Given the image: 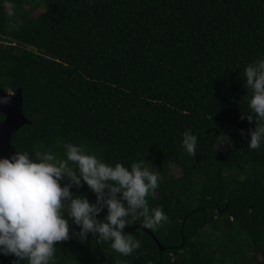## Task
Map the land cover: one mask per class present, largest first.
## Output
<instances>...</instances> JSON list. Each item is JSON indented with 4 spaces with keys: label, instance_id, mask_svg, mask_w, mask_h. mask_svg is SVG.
I'll return each instance as SVG.
<instances>
[{
    "label": "trees",
    "instance_id": "1",
    "mask_svg": "<svg viewBox=\"0 0 264 264\" xmlns=\"http://www.w3.org/2000/svg\"><path fill=\"white\" fill-rule=\"evenodd\" d=\"M0 88L53 217L135 226L44 230L0 179V264H264V0H0Z\"/></svg>",
    "mask_w": 264,
    "mask_h": 264
},
{
    "label": "water",
    "instance_id": "2",
    "mask_svg": "<svg viewBox=\"0 0 264 264\" xmlns=\"http://www.w3.org/2000/svg\"><path fill=\"white\" fill-rule=\"evenodd\" d=\"M22 90L18 88L13 92H6L0 88V113L4 118L0 120V179L13 186L19 196L23 206L34 216L39 218L44 224V230L59 227L70 235H79L83 231L95 232H117L120 230L131 229L123 227H94L85 225H67L55 219L50 211L40 202L44 184L42 181H37L34 184H29L25 180L16 176L13 169L16 168L20 154L11 145V135L23 124L28 123L22 110ZM136 227L146 231L157 243L159 251L164 249V246L158 241L150 229L144 225Z\"/></svg>",
    "mask_w": 264,
    "mask_h": 264
},
{
    "label": "rangeland",
    "instance_id": "3",
    "mask_svg": "<svg viewBox=\"0 0 264 264\" xmlns=\"http://www.w3.org/2000/svg\"><path fill=\"white\" fill-rule=\"evenodd\" d=\"M226 141H227V137L226 136H221L220 139H219V141H218V143H217V145H216V147L217 148H222L225 145ZM172 173L175 174V175H178L180 173V170L177 167L172 166ZM63 175H64V177L66 179H69L67 172L64 173ZM59 204H62V205L65 206L68 203L65 201V202H60Z\"/></svg>",
    "mask_w": 264,
    "mask_h": 264
},
{
    "label": "clouds",
    "instance_id": "4",
    "mask_svg": "<svg viewBox=\"0 0 264 264\" xmlns=\"http://www.w3.org/2000/svg\"><path fill=\"white\" fill-rule=\"evenodd\" d=\"M40 202H41V203H42V202H48V203H51V202L48 201V199H47L46 197H42V196H41Z\"/></svg>",
    "mask_w": 264,
    "mask_h": 264
}]
</instances>
